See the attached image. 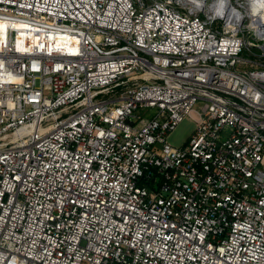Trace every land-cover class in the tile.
<instances>
[{
  "label": "built area",
  "instance_id": "2783aa9c",
  "mask_svg": "<svg viewBox=\"0 0 264 264\" xmlns=\"http://www.w3.org/2000/svg\"><path fill=\"white\" fill-rule=\"evenodd\" d=\"M0 264H264V0H0Z\"/></svg>",
  "mask_w": 264,
  "mask_h": 264
},
{
  "label": "rangeland",
  "instance_id": "374dc122",
  "mask_svg": "<svg viewBox=\"0 0 264 264\" xmlns=\"http://www.w3.org/2000/svg\"><path fill=\"white\" fill-rule=\"evenodd\" d=\"M195 128V121L187 116L166 136V141L172 146L181 147L187 143Z\"/></svg>",
  "mask_w": 264,
  "mask_h": 264
}]
</instances>
